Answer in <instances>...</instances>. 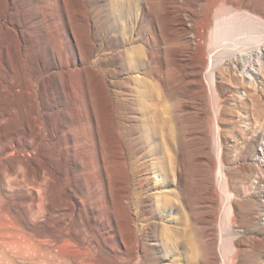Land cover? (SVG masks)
<instances>
[{
	"label": "rangeland",
	"instance_id": "374dc122",
	"mask_svg": "<svg viewBox=\"0 0 264 264\" xmlns=\"http://www.w3.org/2000/svg\"><path fill=\"white\" fill-rule=\"evenodd\" d=\"M12 1L0 264H264V0Z\"/></svg>",
	"mask_w": 264,
	"mask_h": 264
},
{
	"label": "bare ground",
	"instance_id": "6f19581e",
	"mask_svg": "<svg viewBox=\"0 0 264 264\" xmlns=\"http://www.w3.org/2000/svg\"><path fill=\"white\" fill-rule=\"evenodd\" d=\"M7 5H8V9L7 12L10 15V12L12 11V6H13V1L12 0H7ZM119 4V2H118ZM124 6V5H123ZM128 6V5H127ZM119 9V7H118ZM121 11V9H120ZM126 14V13H124ZM123 16V15H122ZM4 27L8 28L11 32H13L14 34H18L14 23L12 21H4ZM0 69L4 68L5 70L4 73L5 74H12L14 73V68H13V59L14 56L17 52V50L14 49V47L11 46H6L3 47L0 45ZM22 45L20 46L19 50L22 51ZM264 50L261 49V47H255V49L249 50L245 55H243V71L242 73H244L245 75H247L249 78H251L253 76V71H255V69L253 68L254 66L251 63V60L254 57H258V61H259V57L260 54L264 55ZM255 53H258V56H255ZM3 85H10V82L8 81H0V88ZM10 88H12L13 91H15V87L14 86H10ZM142 98H143V91H141L138 95V99H139V108H138V112L142 114V116L144 117V115L147 114L148 109L145 107L144 103L142 102ZM156 105V102L154 103V106ZM157 119H159V116L156 117ZM152 138H156V133L152 135Z\"/></svg>",
	"mask_w": 264,
	"mask_h": 264
},
{
	"label": "built area",
	"instance_id": "2783aa9c",
	"mask_svg": "<svg viewBox=\"0 0 264 264\" xmlns=\"http://www.w3.org/2000/svg\"><path fill=\"white\" fill-rule=\"evenodd\" d=\"M255 162L258 166L255 183L257 184L259 191L262 192V202L264 203V133L260 139Z\"/></svg>",
	"mask_w": 264,
	"mask_h": 264
}]
</instances>
